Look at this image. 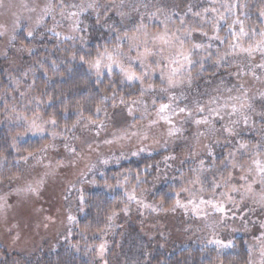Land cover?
<instances>
[{"label":"rangeland","instance_id":"obj_1","mask_svg":"<svg viewBox=\"0 0 264 264\" xmlns=\"http://www.w3.org/2000/svg\"><path fill=\"white\" fill-rule=\"evenodd\" d=\"M253 1L260 26L251 21L245 0H0L1 97L7 100L2 124L17 142L49 140L40 153L20 162L17 175L0 180V245L8 254L36 263L64 247L78 254L95 251L96 263L113 264L118 234L133 225L154 241L153 250L168 252L207 248L220 256L244 238L250 264H264V207L246 193L239 170L225 168L230 153L245 170L256 167L254 160L264 163V151L257 147L264 145V0ZM93 27H105L98 40L113 42L89 63L91 74L100 81L118 73L140 95L98 113V121L79 123L66 136L42 115L37 78L47 77L44 45L53 37L85 50ZM144 32L154 54L141 64L137 57L144 45L129 51L123 37L145 39ZM156 35L171 42L152 40ZM225 103L229 110L233 104L244 107L231 117L221 111L220 121L209 110ZM165 104L169 107L161 111ZM204 118L210 123H196ZM223 125L233 126L238 135L226 138ZM241 143L248 145L243 155ZM155 153L167 154L170 167L182 161L189 168L172 169L168 176L165 167L150 182L124 179L116 189L127 203L93 239L97 244L85 241L84 248L72 241L78 205L97 187L96 180L120 161ZM254 178L255 173L248 182ZM159 184L176 197L172 208L150 199ZM253 190L259 192V185Z\"/></svg>","mask_w":264,"mask_h":264},{"label":"trees","instance_id":"obj_2","mask_svg":"<svg viewBox=\"0 0 264 264\" xmlns=\"http://www.w3.org/2000/svg\"><path fill=\"white\" fill-rule=\"evenodd\" d=\"M248 2L251 21L260 26L258 5L253 0ZM252 23V22H251ZM263 27V26H262ZM105 27H93L90 31L91 44L85 49H73L68 43L59 44V40L50 38L46 41V52L42 54L47 60V77L37 78L38 96L42 101V115L47 121L55 123L59 130L73 134L76 126L83 121H98L100 112H110L113 106L129 103L139 97L137 86L125 84L118 73L105 75L98 81L91 74L88 65L96 59V53L104 45H110L109 39H100L105 35ZM100 35V36H98ZM20 37V36H19ZM19 40L29 47V42L23 37ZM59 44V45H58ZM66 49H65V48ZM42 53V52H41ZM208 71L206 74H212ZM0 79H3L0 77ZM4 80V79H3ZM2 80V82H3ZM5 85V84H3ZM2 83L0 81V180L5 181L18 174L20 162L27 156L40 153L48 138L27 139L17 142L14 132H10L6 125L3 112L5 97H1ZM115 106V107H116ZM2 120V121H1ZM65 135V134H64ZM167 154L155 153L142 155L138 158L123 160L115 167L108 169L103 178L97 179V187L90 189L84 196V203L77 208L76 224L72 228L71 240L86 247L85 241H93L110 227L113 216L121 211L127 203L126 197L118 183L124 179L133 184L138 180L151 181L154 175L166 167L167 174H173L172 169L184 170L188 165L180 164L168 166ZM174 174L177 175L175 172ZM179 177V176H178ZM153 181V180H152ZM157 184L159 182H156ZM115 189V190H113ZM83 196V197H84ZM164 208H172L176 204V197L171 194L168 186L159 184L150 198ZM133 225L127 226V232L118 234L113 264H250L251 253L244 238H237L231 251L220 256L213 249L185 248L175 252L152 249L154 241L149 242ZM78 254L72 249L62 247L55 253L39 258L36 263L17 258L7 253L0 245V264H98L94 259L95 251L88 253L80 249Z\"/></svg>","mask_w":264,"mask_h":264},{"label":"snow or ice","instance_id":"obj_3","mask_svg":"<svg viewBox=\"0 0 264 264\" xmlns=\"http://www.w3.org/2000/svg\"><path fill=\"white\" fill-rule=\"evenodd\" d=\"M94 5L89 4L88 7L91 8ZM61 7H63V5H61ZM72 7H76L75 5H73ZM73 15H75V13H73ZM198 15V14H197ZM135 31H140V28L135 29ZM241 31H243V29L241 28ZM2 34V33H0ZM29 35H32V33H29ZM144 37H146L145 39H140L139 37L133 35V36H128L127 33H125L123 39L129 44V51H133V50H137L139 51V48L141 45H144V51L143 53H140V55L137 57L138 60H140L141 64H144V62L147 61L148 56L153 55L154 53L152 52V50L147 46L149 41L147 39V37L149 36V34L147 32H144ZM152 40L156 41L159 40L164 44H169L171 41L168 40L165 36L163 35H156V36H152ZM197 47H199V45H197ZM259 47V46H257ZM116 53L118 55H120V50L119 47L115 50ZM245 51H250L248 49H246ZM109 60H112L111 56H108ZM187 59V58H186ZM113 63H116V61H113ZM108 67H110V65H108ZM131 78V77H129ZM169 86H172V81L169 79L168 81ZM151 88V86H149ZM238 99V98H236ZM169 107V105H162L161 106V111H164L165 109H167ZM244 107L243 104H241L240 108H237L234 104L231 106L230 110H229V105L227 103H225L221 109H210V114L214 115L215 117H217L220 121H223L225 118V115L231 117L233 115H236L238 112H240V110ZM181 112H184L185 109H180ZM199 111L201 113H203L204 109L201 108L199 109ZM221 111H224L225 115H221ZM261 120L264 121V114L261 115ZM239 121H231L232 125H235L236 123H238ZM244 124H247L249 122V118L248 117H244L243 121ZM197 124H208L210 123V121L207 118H204L202 120H197L196 121ZM222 132L226 133V138L231 137V138H235L236 135H238V133L235 131V128L233 126H228V125H223L222 127ZM260 148L261 151H264V145H260L257 146ZM238 150H243L242 151V155L246 154L248 151V145L241 143L239 144V148ZM230 159L226 162L225 164V168L231 167L232 169H238L239 170V179L243 180L245 182V184L247 185L246 188V193H250L252 194L253 197H258V202L261 203L262 207H264V163H262L260 160H254L253 164L256 166L255 168L248 166L247 169L245 170V166L240 164L239 162H234L235 161V157L230 153L229 154ZM203 163V162H202ZM253 173H255V175L258 177V179H253L251 183H249V177L253 175ZM231 179V173H229V180ZM253 184H258L259 185V192H255L253 190ZM216 187H219V185H215ZM233 191H239L236 188H233ZM218 211H223V208H218ZM71 219V218H70Z\"/></svg>","mask_w":264,"mask_h":264}]
</instances>
